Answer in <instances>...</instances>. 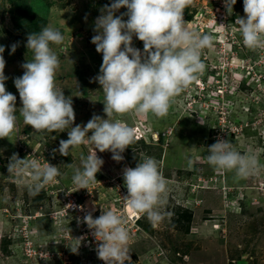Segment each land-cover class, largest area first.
Masks as SVG:
<instances>
[{"label": "rangeland", "instance_id": "obj_1", "mask_svg": "<svg viewBox=\"0 0 264 264\" xmlns=\"http://www.w3.org/2000/svg\"><path fill=\"white\" fill-rule=\"evenodd\" d=\"M110 3L0 0L5 85L16 95L17 108L22 105L14 79L23 75L21 65L32 59L27 36L52 26L64 35L61 45L52 46L60 58L55 83L73 101V126L86 124L93 114L106 118L101 86L92 82L102 54L91 38L100 10ZM126 11L122 8L117 15ZM244 15L243 0H237L232 15L223 0H193L184 12L187 26L214 38L212 48L202 52L204 72L174 99L164 117L113 116L135 128V143L121 162L114 161L111 152L97 150L104 164L88 189H79L72 175L94 145L70 149L67 156L54 154L60 140L68 139L67 130L37 133L17 111L16 129L9 138H0V264H101L97 241L92 249L91 231L79 219L85 213L70 204L94 206V217L101 208L125 216L131 264H264V48L244 46L235 24L237 16ZM13 43L18 47L10 54ZM133 46L144 47L135 37ZM218 137L228 139L241 153H254L260 170L247 179L214 171L206 160L207 147ZM14 154L55 165L60 175L37 192L32 169L8 171ZM192 156L199 159L189 168L187 158ZM145 157L158 161L168 187L164 218L155 226L146 215L133 218L131 209L124 207L122 170Z\"/></svg>", "mask_w": 264, "mask_h": 264}, {"label": "clouds", "instance_id": "obj_2", "mask_svg": "<svg viewBox=\"0 0 264 264\" xmlns=\"http://www.w3.org/2000/svg\"><path fill=\"white\" fill-rule=\"evenodd\" d=\"M192 2L111 0L100 10L91 43L102 54V64L92 82L101 86L106 118L93 114L84 125L73 126L76 119L73 101L56 87L60 58L52 46L63 43L64 35L60 30L46 26L39 33L32 32L27 36L26 48L31 51L32 59L21 65L23 75L14 79L22 105L19 108L16 95L6 90L5 47L0 45V138H9L16 129L19 111L24 124L37 133L67 130L68 139L60 140L59 148L53 149L54 154L67 156L70 149L94 145V151L81 156V165L74 167L72 175V182L79 189H88L97 180L96 175L104 164L97 150L101 153L109 151L114 161L121 162L123 153L135 143V128L113 120V116L151 113L164 117L174 99L204 72L206 65L201 59L202 52L212 48L214 38L187 26L184 12ZM236 3L237 0H223L228 15H232ZM243 7L245 15L237 16L235 24L244 46L250 50L264 48V0H243ZM122 8L127 11L117 15ZM134 37L143 42V50L133 46ZM17 47L18 44L13 43L10 54H14ZM198 159L197 156L188 157V167L192 168ZM206 160L214 171L233 172L236 179H247L261 167L254 153H241L222 137L207 147ZM21 166L33 170L32 180L37 192L60 175L55 165H41L15 154L7 167L13 172L23 170ZM122 177L127 189L123 196L124 207L146 215L153 226L161 222L168 187L158 161L154 157H145L135 167H125ZM70 205L85 213L79 219L97 241L98 259L105 264H131V237L125 216L101 208L100 215L94 217V206L88 209L83 205Z\"/></svg>", "mask_w": 264, "mask_h": 264}, {"label": "built area", "instance_id": "obj_3", "mask_svg": "<svg viewBox=\"0 0 264 264\" xmlns=\"http://www.w3.org/2000/svg\"><path fill=\"white\" fill-rule=\"evenodd\" d=\"M136 220L137 219H134V221L136 222ZM89 238V242H90V244H91V246H92V249H93V247H94V244H93V241H94V237L90 234V236L88 237ZM97 261H100L101 262V264H105V262L104 261H102V260H100V259H98Z\"/></svg>", "mask_w": 264, "mask_h": 264}, {"label": "bare ground", "instance_id": "obj_4", "mask_svg": "<svg viewBox=\"0 0 264 264\" xmlns=\"http://www.w3.org/2000/svg\"><path fill=\"white\" fill-rule=\"evenodd\" d=\"M131 212H132L131 216H133V218H138L139 217L138 213L134 212L133 210H131Z\"/></svg>", "mask_w": 264, "mask_h": 264}]
</instances>
